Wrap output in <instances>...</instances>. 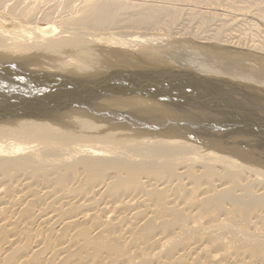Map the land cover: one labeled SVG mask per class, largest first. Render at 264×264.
Returning a JSON list of instances; mask_svg holds the SVG:
<instances>
[{
  "label": "bare ground",
  "instance_id": "obj_1",
  "mask_svg": "<svg viewBox=\"0 0 264 264\" xmlns=\"http://www.w3.org/2000/svg\"><path fill=\"white\" fill-rule=\"evenodd\" d=\"M59 1L63 2L61 9L53 7L54 0H0V11L24 19V23L38 25L39 20H42V23L45 20L51 24L42 28L30 24L22 28L24 24L10 19L12 16H6L8 19L1 18L0 70L5 72V75L12 72L17 85H23L20 79L27 78L35 83H43V91H49L51 88L61 91L64 85L68 89L64 92H68L73 89L77 80L122 75L120 72L133 76L154 73L157 67H151L154 63L151 65L146 57L142 60L140 55L131 56L132 61L129 64L130 59L127 56L131 54L130 50H127L130 51L127 56L112 54L118 51L113 45L115 42L122 44L126 49V44L138 47L135 41L138 43L137 39L143 35L146 39V34L139 32L152 31V35L158 32L165 33L161 36L169 34L176 37L175 39L180 37L174 41L170 37L165 47L172 48L171 45L177 42L199 49L202 47L210 53L211 59L208 60H212L208 64H205V61L204 64L196 62L199 64L197 66L187 64L190 63L188 61H183L181 65L164 63L166 67L186 69L200 78L208 76L207 78L227 80L233 87L236 85L233 90L238 101L242 103V109L264 110V89L251 84L236 68L235 71L231 70L228 62L220 65L222 61L217 62L211 53L221 50L224 46L208 43L216 40L226 43V46L227 43L231 44L228 47H233L234 44L238 45L237 47L252 48V52L254 49L264 52V40L261 39L259 44L257 38H253L255 36H250L246 42H241L242 37L235 35V26L228 28L230 18V23L234 20L237 28L239 25H254L253 20L264 21L263 5L262 8L260 5L261 9L257 7L259 11L252 8L251 10L250 7L246 9L244 5L250 3L247 1L261 4L264 0H235L236 3L226 0L228 4H218L215 0H182L187 6L184 13H181L183 8H177L180 0L177 3L172 1L177 7L166 4L169 0ZM237 1L246 3L242 6ZM15 2H18L19 7L17 4L16 7ZM128 4L132 5L131 9L136 10L131 12V9H127ZM36 5L38 9H35ZM33 10L34 13H40L42 19H34L37 15H32ZM195 11L199 12V18L193 16ZM205 13L214 15L217 20L223 18V21L228 16L225 20L227 22L224 21L226 27L228 26V33L224 29L225 25L214 23L215 19L213 23L205 21L208 17ZM127 18L139 22L131 24ZM178 18L182 20L178 21ZM5 22L10 24H4ZM2 23L8 28L10 25L21 26V30L20 27L18 30L14 27V31L23 37H18L20 43L13 44V40H10L13 37H8V28L3 27ZM256 27L258 29L260 26ZM117 30H135V33L128 34L133 36L131 41L135 40L128 43L127 39L122 38L120 41L118 37L119 41H115L111 38L114 36H111V40L115 41H112L115 49L111 48L115 51H105L110 59L116 58L111 63L102 65L101 57H98L95 59L97 64H91L90 51L88 56L91 58L87 57L90 63L79 61L89 65L78 66L76 62L80 60L79 55L75 56V61L71 59L73 62H70V59H67L70 55L68 54V57L66 54L73 52L62 53V49L67 45L76 46L75 43L84 38L85 42L105 39L107 44L102 43L109 46V37H104ZM221 30L232 36L225 37ZM122 32L116 34L123 35ZM158 33L154 35L159 37ZM245 34L244 38L250 35ZM77 36L79 37L76 38ZM186 36L190 38H181ZM9 40L11 42H8ZM18 40L16 39V42ZM94 41L89 42L94 45L97 43ZM203 42H207L210 47L203 45ZM156 43L155 41V46L160 47V42ZM150 45L149 49L153 46ZM154 49L149 52L151 55ZM165 49L167 52L169 48ZM86 50L80 54H85ZM157 51L163 53L161 50ZM25 52L37 53L39 58L30 59L26 57L28 54ZM147 52H141L143 58ZM169 53L171 54L170 51ZM249 55L250 53L247 56ZM261 56L260 61L264 55ZM146 60L149 62H145ZM24 63L27 66L23 67ZM249 66L248 69L251 67ZM260 67L261 65L258 66L259 70ZM253 68L257 70L256 66ZM262 70L260 73H247L253 76L252 79L257 84L264 85ZM78 72L83 74L77 75ZM173 79V83H170L173 84L171 91L186 90L188 97L192 99L194 88L187 86L191 81L178 77ZM217 85L221 86V83L218 82ZM225 86L229 88L226 84ZM149 87L148 89L152 90ZM24 94L26 92L18 91L6 95H9L11 100H16L24 98ZM29 94L33 97L32 93ZM99 96L101 95L79 98L88 100ZM169 96L177 102L173 103L168 99L171 105H161L149 98L147 100L146 97L131 95L102 98L99 104L100 112L107 115L104 118L115 123L116 128L125 122V126L132 129L129 134L123 132V138H115L116 140L98 135L89 143H85L73 136L65 135L62 139L63 131L47 122L23 119L1 121L0 264H264V163L252 165L248 163L249 160H244L243 157H246L237 151L238 147L236 148L237 139L240 137L232 133V126L227 130L225 123L217 118L218 114H221L218 108H221L229 113L224 118H229L233 126L237 125L229 112L230 107H234L235 99L226 98L223 94L220 102L226 105H216L215 108L208 109L205 104H209V95L204 93L197 97L199 100H206V103L191 100L192 102L182 105L179 95ZM248 98L259 101L255 105L245 100ZM15 103L12 101L10 106ZM114 104L117 106L113 107ZM134 105L140 106L134 109ZM151 126H154L156 131L150 136L146 132L153 130L150 129ZM239 132L244 133L242 130ZM132 135L135 137L132 138ZM258 147L264 151V143Z\"/></svg>",
  "mask_w": 264,
  "mask_h": 264
},
{
  "label": "water",
  "instance_id": "obj_2",
  "mask_svg": "<svg viewBox=\"0 0 264 264\" xmlns=\"http://www.w3.org/2000/svg\"><path fill=\"white\" fill-rule=\"evenodd\" d=\"M0 68L2 69V67ZM155 70L157 71L154 73H144L135 76L120 72L123 74L99 76L98 78L89 80H77L72 87L73 89L68 92H64L67 89L64 85L61 91L53 88L49 91H43V83H35L27 78H21L20 82L23 85L19 86L16 84L15 78L12 77V72L9 75H5V72L3 73L0 70V122L12 119L47 122L51 126L58 127L63 131L61 134L62 139L65 135L73 136L81 139L80 142L89 143L94 136L101 135L106 138L109 136L117 139L123 138V135H121L123 132L129 134L130 130H132L128 126H125V122L117 125L118 127L116 128L115 123L104 118L107 115L100 112L101 104H99L102 98L105 99L109 96L126 97L131 95L146 97L145 99L149 98L157 101L161 105L166 103L171 105L168 99L172 100L173 103L177 101L169 95H179L181 97L180 103L183 105L192 102L191 100L204 103L206 100H199L197 97V95L204 93V95H209L207 99L209 104L205 102V105L208 109H212L216 105L219 107L226 105L222 101L220 102V97L224 94L226 98L235 99L236 101L234 107H230L229 112L232 113L231 118L237 125L233 126L229 118H224L229 113L224 112L221 108H218L221 114H218L217 118L225 123L227 130L232 126L234 132H231L240 137L237 139L236 148L238 147L237 151L246 157H243L244 160H249L250 162L248 163L252 165L264 163V151L258 147V145L264 143V110L259 111L257 109L250 111L242 109V103L238 101L235 96L236 93L233 90L236 85L233 87L227 80L215 77L207 78L208 76H205V78H200L188 72L186 69L180 70L166 67ZM162 77L163 79H161ZM174 77L191 81V84H187V86L194 88V96L192 99L188 97L186 90L179 89L182 91H171L173 84L170 83H173ZM218 82L221 83V86L217 85ZM148 87L152 88V90L148 89ZM18 91L26 92L24 98L21 97L20 99L11 100L9 95H6ZM29 93H32L33 97ZM98 94L101 95L98 98L93 97L88 100L79 98V96L85 97L87 95ZM245 100L247 102H253L255 105L257 104V101L253 100V98ZM12 101L16 103L10 106ZM116 106V104L113 105V107ZM138 106L140 105H134L132 108L135 109ZM225 109L228 110V107ZM191 110L193 112L196 111L195 109ZM103 125L107 127H103ZM136 129L138 130V128ZM150 129L153 130L151 132L147 131L146 133L151 136L156 129L154 126H151ZM239 130H242L244 133H240ZM134 137L135 135H132V138ZM194 141L196 142V140ZM255 149L258 150L255 151Z\"/></svg>",
  "mask_w": 264,
  "mask_h": 264
},
{
  "label": "rangeland",
  "instance_id": "obj_3",
  "mask_svg": "<svg viewBox=\"0 0 264 264\" xmlns=\"http://www.w3.org/2000/svg\"><path fill=\"white\" fill-rule=\"evenodd\" d=\"M54 1H55V3H54V2H53V3H54L55 5H57V4L60 2L59 0H54ZM58 1H59V2H58ZM163 1H166V2H167L168 0H163ZM172 1L175 2V3H177L179 0H175V1H174V0H169V2H167L166 4H170V5L172 4V5H175V6L178 4L177 6H179V7L176 6L177 8H183L182 10L180 9V10H181V13H184L185 11H187V6H186L185 3L183 2V1L186 2V0H183V1L180 0V1H181L180 4H179V2H178L177 4H175V3H173ZM188 1H189V0H188ZM188 1H187V2H188ZM216 1H217V2H216ZM229 1H230V0H229ZM229 1L227 0V2H229ZM232 1L235 2V0H232ZM182 2H183V3H182ZM214 2H216V3L219 2L220 4H222V3L224 2L225 4H228V3H226V0H224V1H223V0H221V1H220V0H215ZM249 2H250V3H249ZM60 3H61V2H60ZM60 3H59V5H57V7L53 4V7H54V8H57V9H61V8H62L61 6H63V4H62L63 2H62L61 4H60ZM219 3H218V4H219ZM224 3H223V4H224ZM229 3H230V2H229ZM232 3H233V2H232ZM235 3H236V2H235ZM237 3H238V4H242V6L245 5V8H246V9H249V7H250V9H251V8H252L253 10L256 9V11H259L258 8H260V5H261V8H262V5L264 6V2H262L261 4H260V3H254V4H252V3H253L252 1H247V3H249V4H247L248 7H247L246 4L243 5V3H246V2H244V1H241L240 3L237 1ZM16 4L18 5V2H17V3L15 2V5H16ZM48 4H50V3H48ZM181 4H182V5H181ZM183 4H184V5H183ZM255 4H258L259 6H258V5H255ZM17 5H16V7H17ZM180 5H181V6H180ZM216 5H217V4H216ZM9 6H11V4H10ZM214 6H215V4H214ZM18 7H19V5H18ZM37 7H38V6L36 5V8H35V9H38ZM257 7H258V8H257ZM131 8H132V5H131V4H128V5H127V9L130 10ZM139 8H140V10H141V7H139ZM261 8H260V9H261ZM35 9H34V10H35ZM57 9H56V10L53 9V10L57 11ZM185 9H186V10H185ZM252 9H251V10H252ZM34 10H33V14H32V15H34V14L37 15V17L34 18V19H38L39 17L42 19V17H41L42 15H40V13H34L35 11L38 12L39 10H35V11H34ZM135 10H136L135 8H134V9H131V12H132V11H135ZM213 11L220 12V11H218V10H213ZM0 12H1V13H0V14H1L0 21L2 20L1 18H3V17H6V16L10 17V16H12V15H9L8 13H6L5 11H0ZM4 12H5L6 14H5ZM170 12H172V11H170ZM195 12H196L197 14L195 13V15L193 14V16H196L197 18H199V16H198L199 12H197V11H195ZM31 13H32V12H31ZM31 13H30V14H31ZM205 14H206V13H205ZM2 15H3V16H2ZM4 15H5V16H4ZM39 15H40V16H39ZM210 15H212V14H209V15L206 14V16H208V17H209ZM183 16H186V15H183ZM188 16H189V15H188ZM188 16H187V17H188ZM206 16H205V18H206ZM15 17H16V18H15ZM51 17H52V16H51ZM177 17H178V16H177ZM196 17H195V18H196ZM202 17H203V16H202ZM208 17H207L206 20H205V18H204V19L200 18V19L205 20V21H208V23H209V22L213 23V21H214V19H215L214 23L219 24V26H222V24L225 25V26H224V29H226V32L228 33V31H227V27H228V26L226 27V23H225V22H227V21H225V20H227V19L229 18L228 16H227V17L224 16L225 18H227V19L224 18V19H225V20H224L225 22H224L223 20H221V19H223V18L219 19V20H220V23H219V20H217L216 17H215L214 15H212V17L210 16L211 18H210V17L208 18ZM213 17H214V18H213ZM6 18H7V17H6ZM18 18H19V17H18ZM18 18H17V16L13 15L10 19L15 20L16 22H19V21H20V24H21V25L24 24V25L22 26V28H24L25 26H28V25H30V24H32V25H30V26H36V27H40V28H42V27H48V26L51 25V24H49V23H46L45 20H44L43 23H42V20H39L40 18L38 19V20L40 21V22H38V25H36V24L33 25V23L28 24L27 22L24 23V22H22V21H25L24 19L21 20L20 18H19V19H18ZM52 18H53V17H52ZM193 18H194V17H193ZM195 18H194V19H195ZM212 18H213V19H212ZM4 19H5V18H4ZM7 19H8V18H7ZM10 19H9V20H6V19H5V20H6V21H10ZM17 19H18V20H17ZM127 20H128V22L131 23V24H135V23L139 22V21H137V20H135V19H132V18H127ZM180 20H182V19H179V18H178V21H180ZM211 20H212V21H211ZM231 20H232L231 18L228 19V21H229V22H228V24H229V27H228V28H230V27H234V26H235V28H236V30H237V32H235V33H236L235 35H236V36H239V35H240V36L242 37V39L240 40L241 42H243V40H244V42H246L247 38H249L250 36H251V37L255 36V37H253V38H257V42H258L259 44H260V42H262V41L264 40V37H263V36H264V33H263V32H264V24H263L264 21H263L262 19L259 20V21H258V20H253V22H255L254 25H249V24H248L249 27H250V26L252 27V28H250V29H249L248 26H245V25H244V27H243V25H239V26H240L239 28H242V30H240L239 28H237L238 26L234 25V23H235L234 20L231 22V23H232V25H231V23H230ZM183 21H184V20H183ZM217 21H218V22H217ZM12 22H13V21H12ZM44 22H45V23H44ZM0 23H1V22H0ZM26 23H27V24H26ZM206 23H207V22H206ZM224 23H225V24H224ZM2 24H3V23H2ZM4 24H7V25H8V24H10V23H9V22H7V23L5 22ZM4 24H3V25H4ZM43 24H45V25H43ZM220 24H221V25H220ZM228 24H227V25H228ZM238 24H239V23H238ZM238 24H237V25H238ZM255 24H256V25H255ZM7 25H6V26L4 25L3 27H7V28H8ZM121 25H122V24H121ZM215 26L217 27L216 24H215ZM219 26H218V27H219ZM254 26H255V27H256V26H260V27H258V29H257V27H256V28H253ZM9 27H10V28H8V29H7V28H4V29H7V32H8V35H9L8 37H13V39L10 38V40H11V41L13 40V44H16V43L18 44V43H20L21 40H18V39H19V38L21 39V38H23V37L21 36V34H19V32L14 31V30H15L14 27H16V29H17L18 27H20L19 29L21 30V26H18V27H17V26H13V27H12V25H10ZM11 27L13 28V30L11 29ZM225 27H226V28H225ZM221 28H222V27H221ZM243 28H244V32H243ZM262 28H263V29H262ZM9 29H10V30H9ZM247 29H248L249 31H250V30H251V31L249 32V31H247ZM253 29H254V30H253ZM17 30H18V29H17ZM245 30H246V31H245ZM255 30H256V31L258 30V32H256ZM11 31H12V32H11ZM118 31H119V32H118ZM122 31H123V32H122ZM127 31H128V32H127ZM9 32H10V34H9ZM14 32H15V33H14ZM114 32H115V33H110V35L105 36L104 38H106V37H109V38H110L111 36H114V37H111V38H112V39L114 38L115 41H119V39H120V41H121L122 38H124V39H127L126 41H127L128 43H129V42H130V43H133L134 40H135V39H132V41H131V38H132L133 36L130 37V35H128V34H130V33H135V30H134V31H132V30H131V31H130V30H117V31H114ZM121 32L124 33V34H123V35H117V34H119V33H121ZM142 32H144V33H142ZM148 32H149V33H148ZM154 32H155V31H154ZM154 32H153V33H154ZM238 32H239L240 34H239ZM242 32H243V34H245V32H246L245 36H248L249 34H250V35H249L248 37L244 38V37H243L244 35L242 34ZM247 32H248V33H247ZM253 32L255 33V35H253V34H254ZM116 33H117V34H116ZM139 33H140V34H146L145 37H146V39H148V40H146V39L143 38L144 35H143L142 37L138 38V39L136 38V39L139 41V42H138L139 44L145 41V43H142V44H140V45L137 43V41H135V42H136L135 44H137L138 47H136L135 45H134V46H131V45H127V44H126V46H127V49H126L125 46H124L125 48H123L122 44H120V45H119V44H115L116 42H115L114 40H111V38H110L111 41H110L109 38H108V41L110 42V44H109V42H108L109 46L104 45V44H107V43H105V42H107V40L105 41V39H104L103 41H102V39H100V40H98V41H96L95 39H93V40H88L87 42H85V38H84V40L82 39V41H80V42L77 41L78 43H75L76 46H74V44H71V45L69 44V45H67L65 48L62 49V50H63L62 53L65 54V53H67L68 51H71V53L73 52V54H70L69 52L66 54V56H68V54L70 55V57L68 56L69 58H67L68 60L70 59V60H69L70 62L75 61V60L77 59L76 57H78V55H79V57L82 56L83 58H82V57H81V58L78 57V59H80V60H78V62H76V63H78V66H81V65H84V64H85V63H82V62L80 63L79 61H83V62H87V63L89 62V63H90V61H87V60H89V58H91V57H92V59L94 60V61H93L92 59H90V60H91V64H92L93 62L95 63V62L97 61V60L95 61V59H97L98 57H101L102 65H105V63H108V62L111 63V61L115 60L116 58H112V57H111V59H110L109 54H108V53L106 54V52H107L106 49H108V52H109V51H110V52L115 51V50H114V49H115L114 46L116 47V50H118L120 53H119L118 51H117V52L115 51V52H112V54L115 53V54H117V55H119V56H121V54H122V56H127L128 52L130 53V51H131V54H129L130 56L128 55L127 58L130 59L131 56L133 57L134 55H140V58H141L142 60H145V59L147 58V59L151 62V65H152V62H153V63L156 65V66L154 67V64H153V65L151 66V67H153V68H156V67L158 68V65H159V68H161V67H162V68H166V66H165L164 63H167L168 65H181L180 63H182L183 61H184V62L188 61V62H190V63H187V64H191V65L197 66V65H199V64L196 63V62H199L200 64H204L203 62L205 61V64H208V63H211V61H212V60H208V59H211V58H210V55H209L210 53H209L206 49H204V48L202 49V47L199 49V47H193V46H191V45H187V44H183V43H180V44H179L178 42H177L176 44L171 45V46H173L175 49H174L173 47L171 48L170 46H169V47H165V46H166V43H167L168 41H170V40H168V39H170V37H171V39H173V41H174V39L176 38V37H174V36H170L169 34H167V35H169V36H167V35L161 36V34L163 35V34H165V33H160V34H159L158 32H155L154 34H156V33L159 34V35L157 34V36H159V37H156V35H154V34L152 35V31H147V32H146V31H141V32H139ZM150 33H151V34H150ZM221 33H222V35H224L225 37H227V36H228V37H229V36H232V35H228V34L224 33L223 30H221ZM251 33H253V34H251ZM258 33H259V34H258ZM260 33H261V34H260ZM11 34H12V35H11ZM14 34H17V36L14 35ZM148 34H149V35H148ZM237 34H238V35H237ZM151 35H152V37H151ZM258 35H262V36H258ZM14 36H15V39H14ZM19 36H20V37H19ZM115 36H117V37H115ZM256 36H257V37H256ZM18 37H19V38H18ZM78 37H79V36H77L76 38H78ZM81 37H82V36H81ZM81 37H80V38H81ZM118 37H119V39H118ZM163 37H164V38H163ZM165 37H166V38H165ZM168 37H169V38H168ZM82 38H83V37H82ZM115 38H117V39H115ZM149 38H151V39H149ZM159 38H161V39H159ZM178 38L180 39V37H177V39H175V40H179ZM181 38H183V39H187V38H190V37H187V36H186L185 38H184V37H181ZM16 39L18 40V42H16ZM106 39H107V38H106ZM139 39H142V40H139ZM143 39H144V41H143ZM152 39H153V40L156 39V40L153 41ZM157 39H158V40H157ZM163 39L166 40L165 43L162 42V41H164ZM258 39H259V40H258ZM261 39H262V41H260ZM10 40H9L8 42H11ZM14 40H15V43H14ZM94 40H95L97 43H95L94 45H92L93 43H90V42H91V41L93 42ZM129 40H130V41H129ZM160 40H161V41H160ZM167 40H168V41H167ZM181 40H182V39H181ZM83 41H84L85 43H83ZM89 41H90V42H89ZM95 41H94V42H95ZM99 41H101L100 44H99ZM104 41H105V42H104ZM112 41L115 42V43L113 44ZM140 41H142V42H140ZM152 41H153V42H152ZM155 41L157 42L156 44H159V42H160V44H159L160 47H161V48L163 47L164 49H161V48H160L159 46H157V45L155 46ZM191 41H192V40H191ZM196 41H197V40H196ZM102 42H103L104 44H103ZM111 42H112V43H111ZM150 42H152V45L155 46L154 48H157V50H159V51L161 50L163 53L158 52L156 49H154L153 46L150 45V44H151ZM161 42H162L163 45L161 44ZM218 42H220V41H216V40L214 41V40H213V41H211V42H210V41L208 42V43H215V44H218V45H220V47H221L222 45L224 46V47H221V48H222L221 50H217L219 53H217V51H215V53H211L212 55L215 56V58L217 59V62L221 63L220 61H222V63H221L220 65H222L223 63H227V62H228L227 64H228V65H231V66H230V67H231V70L234 69V71H235V68H236V69H237L236 71H238L239 73H242L241 75L245 76V79L249 80L251 84H253V85L255 84V85H257V86L259 85L261 88L264 89V85L257 84V83L252 79L253 76H250V74H251L252 72H253V73H254V72L260 73V72H261L260 70H262V68H263V70H264V67H262V66H264V63H263V61H264V56H263V55H264V52L262 51V53H263V54H262L261 52H259V51L256 50V49H254V52H252V51H253L252 48L249 49V48L247 47V49H246V47H243V46H241V47L239 46V47H240V48H239V47H237L238 45L236 46V45H234V44H232L233 47H228V46H231V44H228V43H227V46H226V45H225L226 43L220 42V44H219ZM81 43H82V44H81ZM148 43H149L150 47L152 46L150 49H149V45H148ZM172 43H173V42H172ZM174 43H175V42H174ZM201 43H202V42H201ZM203 43H204V42H203ZM78 44H79V45H78ZM87 44H89V45L91 44V45L89 46V45H87ZM97 44H98V45H97ZM112 44H113L114 46H113ZM164 44H165V45H164ZM86 45H87V46H86ZM145 45H147V46L144 47ZM203 45H206V47H210V46H208L207 42H205ZM71 46H72V47H71ZM81 46H82V47H81ZM99 46H100V47H99ZM103 46H105V48H104ZM130 46L132 47V49H131ZM140 46H141V47H140ZM142 46H143V47H142ZM179 46H180V47H179ZM87 47H88V48H87ZM98 47H99V48H98ZM106 47H107V48H106ZM111 47H113L114 49H112ZM117 47H118V48H117ZM120 47H121V49H120ZM227 47H228V48H227ZM234 47H235V48H234ZM85 48H86L87 50H86ZM89 48H90V49H89ZM94 48H97V50L94 49ZM128 48H129V49H128ZM136 48H138V49H137L138 51L136 50ZM139 48H140V49H139ZM142 48H143V49L146 48L147 50L145 49V50L143 51ZM165 48H167V49L169 48V49L167 50V52H165V50H166ZM197 48H198L199 50H198ZM231 48H233V49H231ZM79 49H82V50L79 51ZM98 49H99V50H98ZM102 49H103V50H102ZM122 49L124 50V52L126 53V55H125L124 52H122V51H123ZM141 49H142V50H141ZM152 49H154V53H152V55H151L149 52H153ZM179 49H180V50H179ZM188 49H189V50H188ZM191 49H192V50H191ZM201 49H202V50H201ZM236 49H237V50H236ZM85 50H86V52H87V51H88V52H87V53L85 52V54H82V55H81L80 53H82V52L84 53ZM127 50H130V51H127ZM155 50H156V52H155ZM186 50H187L188 52H187ZM195 50H196V51H195ZM235 50H236V51H235ZM77 51H79V52H77ZM90 51H91L92 53H91ZM93 51H94V52H93ZM98 51H99V52H98ZM103 51H104V52H103ZM105 51H106V52H105ZM135 51H137V52H135ZM147 51H148V52H147ZM169 51L171 52V54L169 53ZM191 51H192V52H191ZM203 51H206V53L203 52ZM221 51H222V52L224 51V52L222 53ZM233 51H235V52H233ZM242 51H243V52H242ZM244 51H245V53H244ZM255 51H256L257 53H256ZM89 52H90V55H89V56H91V57L88 56ZM100 52H101V53H100ZM102 52H103V53H102ZM138 52H139V53H138ZM141 52H142V53H143V52H147V55H148V56L151 55L150 58L146 55V53H144V55H146V56H144V58H143V57H142L143 55L141 54ZM172 52H173V54H172ZM193 52H194V53H193ZM195 52H196V53H195ZM202 52H203V53H202ZM207 52H208V54H207ZM225 52L228 53V54H224ZM237 52H238V53H237ZM241 52H242V54H241ZM251 52L254 53V55H253ZM20 53L24 54V52H20ZM25 53H26V55L28 54V56H26V57H28V58H30V59H35L36 57L39 58V56L37 55V53H33V52H32V53H30V52H29V53L25 52ZM44 53H45V52H44ZM62 53H60V54H62ZM74 53H75V55H74ZM76 53H77V55H76ZM78 53H79V54H78ZM96 53H97V54H96ZM123 53H124V54H123ZM136 53H137V54H136ZM148 53H149L150 55H149ZM157 53H158V54H157ZM159 53H161L162 56H161V54H159ZM165 53H166V54H165ZM167 53H168V54H167ZM199 53H200V54H199ZM246 53H247V54H246ZM249 53H250V55H249V57H248L247 55H248ZM255 53H256V55H255ZM260 53L262 54L263 57L261 56ZM93 54H94V55H93ZM115 54H114V55H115ZM176 54H177V55H176ZM182 54H183V55H182ZM186 54H187V56H186ZM188 54H191V55H188ZM193 54H194V56H193ZM204 54H205V55H204ZM215 54H216V55H215ZM219 54H221L220 57H219ZM229 54H230V55H229ZM240 54H241V56H240ZM257 54H258V55H257ZM29 55H30V56H29ZM33 55H34V57H33ZM39 55H40V54H39ZM41 55H45V56H46V54H41ZM71 55H72V56H71ZM73 55H74V56H73ZM80 55H81V56H80ZM84 55L86 56V59H85V56H84ZM95 55H97L96 58H95ZM104 55H106V57H103ZM153 55H156V56H153ZM168 55H172V56H168ZM181 55H182V56H181ZM225 55H226L227 57H226ZM228 55H229V57H228ZM231 55H232V56H231ZM251 55H252V58H250ZM51 56H53V53H51ZM75 56H76V57H75ZM107 56H108V57H107ZM175 56H176V57H179V58L177 59ZM201 56H202V57H201ZM203 56H204V57H203ZM237 56H238L239 58H238ZM244 56H246V57L249 58V59L246 60V59H245L246 57H244ZM253 56H254V57L257 56L256 58H257L258 60H256V58H254ZM258 56H259V57H258ZM260 56L263 58L262 61H260V60H261V59H260ZM72 57H73V58H72ZM87 57H89V58H87ZM93 57H94V58H93ZM145 57H146V58H145ZM154 57H155V58H154ZM156 57H157V58H156ZM167 57H169V58H167ZM173 57H174V58H173ZM197 57H198V58H197ZM205 57H206V58L208 57V58L206 59ZM234 57H235V58H238V59H235ZM241 57H242L244 60H243ZM102 58H103V59H102ZM135 58H139V56H137V57L135 56ZM175 58H176V59H175ZM183 58H184V59H183ZM193 58H194V59H193ZM222 58H224V59H222ZM228 58H229V59H228ZM233 58H234L235 61H237V63L233 60ZM71 59H74V60L72 61ZM82 59H83V60H82ZM99 59H100V58H99ZM129 59H128V60H129ZM131 59H132V58H131ZM131 59L129 60V64H130V61H132ZM171 59H173V60H171ZM174 59H175L177 62H174V61H175ZM195 59H196V60H195ZM203 59H204V60H203ZM205 59H206V60H205ZM216 59H215V60H216ZM218 59H220V60H218ZM221 59H222V60H221ZM241 59H242V60H241ZM254 59H255V60H254ZM104 60H105V62H104ZM107 60H110V61H107ZM148 60H146L145 62H149ZM163 60H164V62H163ZM178 60H179L180 62H179ZM191 60H192V61H191ZM197 60H199V61H197ZM207 60H208V61H207ZM245 60H246V63H245ZM249 60H250V61H249ZM209 61H210V62H209ZM229 61H230V63H229ZM231 61H232V63H231ZM240 61H244V62L241 63ZM255 61H256V62H255ZM257 61H258V62H257ZM97 62H98V61H97ZM133 62H134V61H133ZM158 62H160V63L158 64ZM162 62H163V64H162ZM214 62H215V61L213 60V63H214ZM248 62H249V63H248ZM261 62H262L263 64H261ZM79 63H80V64H79ZM87 63H86L84 66L89 65V64H87ZM94 63H93V64H94ZM175 63H176V64H175ZM213 63H212V64H213ZM233 63H235V64H233ZM239 63H240V64H239ZM243 63H244V64H243ZM252 63H255V64H252ZM257 63H258V64H257ZM95 64H97V63H95ZM132 64L134 65V63H132ZM167 64H166V65H167ZM237 64H239L240 66H243V68H240V66L237 65ZM247 64H248V65H247ZM135 65H136V64H135ZM236 65L239 66V67H237ZM249 65H250L252 68H251ZM253 65H254V66H253ZM259 65H261V67H260L261 69H260V70H259V68H258ZM25 66H27V64L24 63V64H23V67H25ZM235 66H236V67H235ZM244 66H246V68H244ZM248 66L250 67L249 69L247 68ZM255 66L257 67V70H255V68H253V67H255ZM157 68H156V69H157ZM238 68H240V69H238ZM250 69H252V70L254 69V70L252 71V70H250ZM239 70H243V71L240 72ZM263 70H262V71H263ZM76 71H78V69H76ZM207 71L209 72L210 70H207ZM247 71H248V73H250V74H248ZM258 71H259V72H258ZM245 72H246V73H245ZM244 73H245V74H244ZM75 74H76V73H75ZM82 74H83V73H80V74H79V72L77 73V75H82ZM246 74H247V75H246ZM243 81L247 82L246 80H243ZM249 81H248V82H249ZM259 86H258V87H259ZM255 101H257V100H255ZM258 101H259V100H258ZM258 101H257V102H258ZM252 250H253V248H252Z\"/></svg>",
  "mask_w": 264,
  "mask_h": 264
}]
</instances>
